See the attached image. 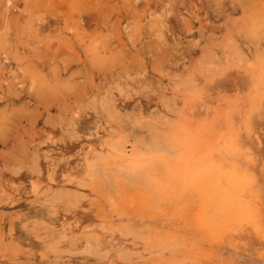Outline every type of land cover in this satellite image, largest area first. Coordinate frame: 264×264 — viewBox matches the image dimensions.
Returning <instances> with one entry per match:
<instances>
[{
  "label": "bare ground",
  "instance_id": "obj_1",
  "mask_svg": "<svg viewBox=\"0 0 264 264\" xmlns=\"http://www.w3.org/2000/svg\"><path fill=\"white\" fill-rule=\"evenodd\" d=\"M243 13L226 27L223 59L191 60L189 87L174 99L139 93L122 102L152 147L133 145L122 120L74 113L76 140L39 155L36 182L30 174L22 179L26 196L65 184L96 189L99 200L86 198L60 225L87 264H122L130 250L138 257L130 264H264V5ZM154 110L161 116L151 117ZM103 176L129 180L123 192L136 217L117 201L107 205L124 194L106 196L96 182ZM167 205L174 214H160ZM136 219L142 238L132 240L122 229Z\"/></svg>",
  "mask_w": 264,
  "mask_h": 264
},
{
  "label": "rangeland",
  "instance_id": "obj_2",
  "mask_svg": "<svg viewBox=\"0 0 264 264\" xmlns=\"http://www.w3.org/2000/svg\"><path fill=\"white\" fill-rule=\"evenodd\" d=\"M8 1L0 0V264H87L82 249L61 236L60 225L86 198L98 201L96 189L95 195L65 184L26 196L31 189L22 179L30 174L36 182L39 155L76 140L74 113L88 119L95 110L100 122L122 120L133 145L146 140L152 147L122 102L139 93L174 99L172 93L189 87L190 61L223 59L228 24L264 0ZM96 182L114 197L129 184L121 177ZM126 195L107 205L117 201L136 217ZM175 210L167 205L159 212ZM138 221L122 229L132 240L142 238ZM135 253L120 262L130 264Z\"/></svg>",
  "mask_w": 264,
  "mask_h": 264
}]
</instances>
